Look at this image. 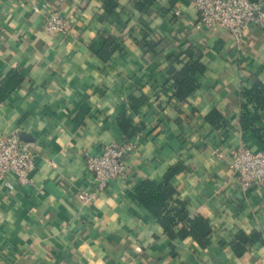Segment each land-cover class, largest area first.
I'll return each instance as SVG.
<instances>
[{"label": "crops", "instance_id": "0c3cea01", "mask_svg": "<svg viewBox=\"0 0 264 264\" xmlns=\"http://www.w3.org/2000/svg\"><path fill=\"white\" fill-rule=\"evenodd\" d=\"M103 1L0 0V80L13 71L25 78L0 102V135L23 134L35 154L30 184L11 177L10 191L0 182V264H264V191L241 189L229 159L212 156L214 149L261 150L241 130L239 114L242 89L264 81V32L251 27L239 47L226 30L196 28L193 0H157L150 16L134 10L132 20L127 11L138 0H117L111 18ZM52 10L71 21L68 35L47 30ZM105 31L124 35L107 62L90 49ZM146 34L158 45L154 52L144 46ZM190 46L202 52L206 73L176 105L168 68ZM133 96L148 99L137 114ZM214 111L225 116L226 130L207 122ZM123 113L143 127L138 148L127 178L95 192L86 155L125 140ZM177 165L184 170L171 185L191 218L204 217L213 230L205 249L191 238L172 241L138 201L144 181L161 185ZM241 232L262 235L243 258L232 249Z\"/></svg>", "mask_w": 264, "mask_h": 264}, {"label": "trees", "instance_id": "16d2710c", "mask_svg": "<svg viewBox=\"0 0 264 264\" xmlns=\"http://www.w3.org/2000/svg\"><path fill=\"white\" fill-rule=\"evenodd\" d=\"M256 2L255 0H250ZM157 5V0H138L133 10L127 11V17L132 20L134 10L150 16ZM176 3L171 2L174 8ZM104 10L106 17H115L119 7L117 0H104ZM159 12L169 11V9L161 8ZM174 18H176L174 16ZM124 35L121 36L105 31L94 42L90 49L102 61H109L117 52L122 50ZM144 46L147 50L154 52L157 43L151 41L148 34L145 35ZM202 52L193 46L187 48L183 53L177 54L171 58V65L168 68V74L172 81L171 89L174 91L172 100L176 105L184 102L192 96L199 88L197 75L206 73V66L202 62ZM180 66V67H179ZM25 82V78L21 73L13 71L6 78L0 80V102L7 99ZM168 92L169 90H163ZM241 107L239 114V124L243 132H250L256 141L264 150V81L257 79L251 88H243L240 95ZM148 99L145 97H131L132 111L138 113L140 108L145 106ZM207 122L211 124L215 130H226L228 127L225 116L214 111L207 117ZM118 126L125 137V141H134L143 127L135 126L132 118L127 113H123L119 120ZM184 168L177 165L169 170L166 174L164 182L156 185L150 180L144 181L137 190L138 201L148 210L164 228L167 236L175 241L193 239L195 242L205 249L209 247L213 230L207 219L201 216L191 218L184 201L180 200L177 190L171 185V179L181 173ZM182 225V229L176 232V228ZM262 243V235L260 233H252L247 235L243 232L239 233L233 243L232 249L234 254L243 258L247 255L252 246Z\"/></svg>", "mask_w": 264, "mask_h": 264}, {"label": "built area", "instance_id": "2783aa9c", "mask_svg": "<svg viewBox=\"0 0 264 264\" xmlns=\"http://www.w3.org/2000/svg\"><path fill=\"white\" fill-rule=\"evenodd\" d=\"M198 15L196 28L199 31L223 29L233 37L237 46L245 43L251 27L264 32V5L250 0H193ZM176 16L181 12L176 10ZM47 30L54 35H68L72 23L59 11L49 12ZM138 148L137 141L111 143L100 148L98 155H86L87 168L94 176L95 192L105 191L115 180H125L129 172V158ZM212 156L225 162L241 189L264 191V150L241 147L227 155L214 149ZM35 170V154L23 143L17 133L0 135V182L12 191L14 185L9 178L15 177L21 184H30L29 176ZM95 196V194H94ZM87 199V195H84Z\"/></svg>", "mask_w": 264, "mask_h": 264}, {"label": "water", "instance_id": "95a60500", "mask_svg": "<svg viewBox=\"0 0 264 264\" xmlns=\"http://www.w3.org/2000/svg\"><path fill=\"white\" fill-rule=\"evenodd\" d=\"M19 136H20V139H21V140H25L23 134H20Z\"/></svg>", "mask_w": 264, "mask_h": 264}]
</instances>
